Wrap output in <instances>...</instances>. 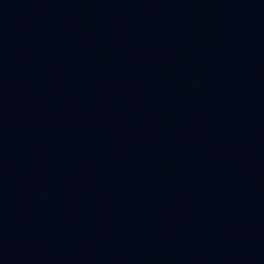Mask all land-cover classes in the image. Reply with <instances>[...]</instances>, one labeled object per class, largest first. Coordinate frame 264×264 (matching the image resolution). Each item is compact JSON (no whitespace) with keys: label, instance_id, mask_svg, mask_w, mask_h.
I'll list each match as a JSON object with an SVG mask.
<instances>
[{"label":"water","instance_id":"1","mask_svg":"<svg viewBox=\"0 0 264 264\" xmlns=\"http://www.w3.org/2000/svg\"><path fill=\"white\" fill-rule=\"evenodd\" d=\"M0 71L144 139L264 173V0H0Z\"/></svg>","mask_w":264,"mask_h":264}]
</instances>
